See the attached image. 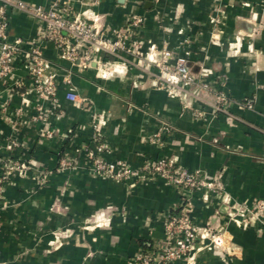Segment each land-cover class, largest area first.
Masks as SVG:
<instances>
[{
	"label": "crops",
	"instance_id": "obj_1",
	"mask_svg": "<svg viewBox=\"0 0 264 264\" xmlns=\"http://www.w3.org/2000/svg\"><path fill=\"white\" fill-rule=\"evenodd\" d=\"M9 2H0V22L24 50L42 26L29 10L53 3L69 4L105 33H127L137 49L106 56L104 67L79 69L43 43L55 103L32 91L22 56L0 83V160L27 165L0 195V264H130L167 242L165 217L180 210L199 231L224 240L222 248L200 241L188 264H264V228L245 217L264 199V0ZM132 17L142 22L132 26ZM178 59L194 83L159 88L156 65ZM219 92L233 101L227 115L213 111ZM45 128L51 137L40 136ZM90 150L125 163L135 176L118 182L91 173ZM157 160L210 185L177 191L144 170Z\"/></svg>",
	"mask_w": 264,
	"mask_h": 264
},
{
	"label": "built area",
	"instance_id": "obj_2",
	"mask_svg": "<svg viewBox=\"0 0 264 264\" xmlns=\"http://www.w3.org/2000/svg\"><path fill=\"white\" fill-rule=\"evenodd\" d=\"M96 2L97 0H93ZM4 5L10 4L9 0H0ZM16 7L25 10L24 5ZM26 11V10H25ZM28 11V10H27ZM32 16L41 21L42 26L38 32V38L24 50L20 40H8L6 33V22H0V83L6 81L14 70V64L22 56V65L26 70L27 78L30 81V88L39 99L51 100L55 103L56 81L55 75L49 71L50 63L42 55L43 43H51L58 51L61 60L68 61L79 69L89 68L92 65L104 67L108 63L106 56L118 57L121 52L133 54L137 46L130 39L127 33L112 31L110 34L101 31L94 24L89 23L77 16L69 4L57 5L53 3L49 10L34 8L29 10ZM3 12L0 9V15ZM141 19L132 17L130 24L137 26ZM255 32V31H254ZM164 57L168 54L164 53ZM159 75L157 86L166 90H177L180 86H189L194 83V77L185 60L178 59L175 64L170 65L162 60L156 65ZM64 83L70 84L69 79ZM264 92V87H263ZM66 98L75 101V96L67 93ZM233 101L225 94L219 92L214 96L213 111L227 115V106ZM241 106L251 109L249 100H244ZM51 130L45 128L40 132L41 137H51ZM13 146L16 144L11 142ZM96 151L102 152V147L97 146ZM96 152L90 150L86 153L88 170L95 175H104L115 181H126L135 176L125 163L105 162L95 156ZM69 168L70 164L65 163ZM27 165L23 162H12L5 158L0 160V195L7 185L9 178L16 171L26 170ZM144 170L164 180L168 185L177 191L199 190L209 187V183L197 174L185 170L174 169L164 160H157L147 163ZM38 181L45 184L47 175L41 173ZM246 219L258 221L264 228V199H258L246 209ZM164 234L167 242L157 249L137 253L130 261V264H175L182 260L193 261V253L197 250L196 245L207 239L209 247L222 248L224 240L219 232L199 231L190 221L188 215L180 210L174 214H167L164 223Z\"/></svg>",
	"mask_w": 264,
	"mask_h": 264
},
{
	"label": "trees",
	"instance_id": "obj_3",
	"mask_svg": "<svg viewBox=\"0 0 264 264\" xmlns=\"http://www.w3.org/2000/svg\"><path fill=\"white\" fill-rule=\"evenodd\" d=\"M178 211H174V212H172V214H174V213H177ZM143 250H145L147 247L146 246H143ZM146 251V250H145Z\"/></svg>",
	"mask_w": 264,
	"mask_h": 264
}]
</instances>
